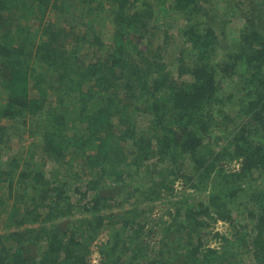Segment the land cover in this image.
<instances>
[{"label":"trees","instance_id":"1","mask_svg":"<svg viewBox=\"0 0 264 264\" xmlns=\"http://www.w3.org/2000/svg\"><path fill=\"white\" fill-rule=\"evenodd\" d=\"M179 180L208 200L149 255ZM206 216L234 237L209 245ZM106 229L100 264H264V0H0V264H89Z\"/></svg>","mask_w":264,"mask_h":264},{"label":"rangeland","instance_id":"2","mask_svg":"<svg viewBox=\"0 0 264 264\" xmlns=\"http://www.w3.org/2000/svg\"><path fill=\"white\" fill-rule=\"evenodd\" d=\"M234 18V17H233ZM232 18V19H233ZM231 19V21H232ZM231 25H229V36H233L236 35L237 32L236 30H238L241 26V22L240 20H238L237 18H234L232 22H230ZM102 33L103 34H107L108 36L110 35V33L112 32L111 28V23H107L104 27H102ZM93 48L92 46H90L89 44H87V48L86 50L91 53L93 52ZM170 68H172L175 71V67L170 65ZM176 72V71H175ZM174 72V73H175ZM235 80V81H234ZM237 76L233 77L232 79H224L223 81V86H224V92H229V91H233L238 92V86H237ZM237 94V93H235ZM236 102V99H234ZM234 102V101H233ZM234 104L231 103H227L226 105V109L230 112V114H235L236 110L238 109L237 106V102ZM216 117L219 116L218 112L216 111L215 113ZM141 123L143 125V123H145L144 120H141ZM146 124V123H145ZM32 141V139L28 136H25V139L21 142V141H13V150H17L18 147H20L21 145H29L30 142ZM222 142L224 141H220L219 145L222 144ZM218 148V147H217ZM4 158H6V156H8V153H4ZM39 158V156H38ZM238 165V164H237ZM236 165V166H237ZM235 166V163H232V167ZM228 167H230V164H228ZM52 168L51 165L46 166L47 170H50ZM234 168V167H233ZM258 184H260V182H258ZM211 192V187L208 186L206 190H198V189H194L192 187H190L189 185L184 184L181 180L175 182L174 184V190H172L171 192H166L164 191L162 193V197L154 202H149L150 204L154 205V208L152 211H147V214L149 215V217L151 218L149 220V226H153L151 231L144 236V241L148 242L149 244V250L150 253L149 255H153L155 254L159 248H162V234H161V226H165L167 224H170L172 222V216L175 212V209L180 207V208H184V207H193L197 204H199V202L201 201H207L208 200V196ZM118 195V194H117ZM75 198H78V195L74 196ZM126 195L123 194L122 192L120 193V195H118V198L116 199L117 202H114L112 206V211L114 210H119V209H127L130 207L129 202L125 200ZM121 202V203H120ZM118 203V204H117ZM193 204V205H191ZM81 209H78V207H76V211H74L75 214H72L70 217L71 219L75 220L76 216L77 218H81V216H83L82 213H80ZM184 215V214H183ZM204 219L207 221V227H206V232L203 233L206 235L207 238V242L209 243V245L211 246H215V247H220L223 243L222 239L223 238L221 235H226L229 237H234V232H235V227L232 223L223 220L222 218H219L218 220L213 219L212 217H204ZM240 219H242L240 217V215H238L236 217V220L241 221ZM243 221V219H242ZM156 222H159L160 225L154 227V224H156ZM208 230V232H207ZM110 230L106 229V230H102L100 231V233L97 234L96 238L93 240L92 244H91V250H92V254L88 257V263L89 264H100V259L103 258V254L100 252V246L105 243L107 241V239L110 236ZM174 235L172 234V237ZM130 246L131 243H129V248L128 247H122L124 248V251H127L123 257V260H127V258H129V256L132 254V252H130ZM127 262V261H125ZM125 262H123L125 264Z\"/></svg>","mask_w":264,"mask_h":264}]
</instances>
